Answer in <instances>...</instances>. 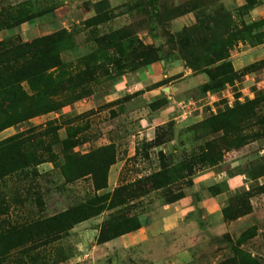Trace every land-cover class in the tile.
I'll use <instances>...</instances> for the list:
<instances>
[{"label": "rangeland", "instance_id": "374dc122", "mask_svg": "<svg viewBox=\"0 0 264 264\" xmlns=\"http://www.w3.org/2000/svg\"><path fill=\"white\" fill-rule=\"evenodd\" d=\"M6 9L11 14L0 27V41L65 33L57 42L62 67L49 70L45 79L20 82L10 93L13 106L6 108L21 105L22 90L32 96L38 115L17 122L16 117L0 130V143L29 139L23 169L0 179V213L8 207L0 214V230L79 206L98 212L55 242L14 250L0 264L21 258L26 264H91L90 251L104 230L126 229L129 218L155 237L168 217L188 209V201L178 202L224 190L220 179L233 175H244L245 185L228 193L214 214L198 207L179 216L173 234L160 239L163 255L147 262L264 264V0H0V12ZM185 14L192 17L189 25L180 24ZM30 15L35 17L23 23ZM182 35L191 40L190 61L209 54L198 45L200 35L204 42H224L235 72L218 75L224 82L215 98L194 116L181 108L187 118L177 125L171 120L174 126L169 121L133 139L139 120L121 112V100L110 96L126 75L146 68L138 65L144 47L156 49L169 70L208 71L185 60L176 45ZM187 97L197 98L198 89ZM217 118L231 121L233 132L217 131ZM110 145L116 161L107 172L99 167L82 176L92 163L79 157ZM95 156L103 161L102 154ZM200 181L220 185L191 192Z\"/></svg>", "mask_w": 264, "mask_h": 264}, {"label": "trees", "instance_id": "16d2710c", "mask_svg": "<svg viewBox=\"0 0 264 264\" xmlns=\"http://www.w3.org/2000/svg\"><path fill=\"white\" fill-rule=\"evenodd\" d=\"M10 14L11 11L7 9L0 12V24L2 25L0 27L8 23V16ZM33 17L35 16L30 15L23 23L31 21ZM63 33L65 32L60 31L48 37L37 38L28 42L16 43L12 40L0 41V105L2 106L0 108V130L14 124L16 117L19 118V120H16L17 122L38 115L32 105V96L28 97L22 90H17L21 105L18 107L16 106L12 110L6 108V106H13L14 99L10 93L14 85L29 78L45 79L46 73L49 70L62 67V61L57 51V42ZM197 39L198 45H205L209 54H203L200 58L194 57L193 61H190L193 55L191 56V54L187 52L191 43L188 37L184 35L179 36L176 45L180 51L183 52L185 60L190 62V64H203L205 67L208 66V71H204V73L208 75L209 82L202 87V90L205 92L208 90L216 91L217 86L223 81L218 82V75L226 76L228 74L227 70L232 73L235 72L232 63L226 61L229 58V54L226 55L224 42L219 44L204 42L201 35ZM157 52L156 49L144 47L140 54L141 62H139L138 65L145 68L155 62L163 60V57L158 56ZM197 69H200L199 66ZM164 102L165 100L162 103ZM216 120L217 122L215 125L217 126V131L226 133L233 132L231 121H223V118H217ZM169 123H172V126H174L173 122L170 121ZM28 140L27 138H22L21 140L16 136L9 142L0 143V179L23 169L24 163L29 159V155L27 154V149L29 147ZM99 153L104 157L101 162H99L97 156H95L96 154L99 155ZM79 159V162H85L86 164L92 163V171H88L82 176L86 174L92 175L99 167L103 168L104 173H106L109 166L113 165L116 161L115 151L111 145L96 150L94 154L79 157ZM137 184H139V182ZM219 185L220 184H215L211 187L218 188ZM223 189L224 190L218 189V191L213 194H219L228 190L225 185ZM7 208L6 206L2 211L3 213L0 214H7ZM83 211L84 215H82ZM97 212L98 210L79 206L33 224L13 226L9 223L4 229L0 230V263L4 262L5 258L14 250L20 249L24 251L28 245L39 248L55 242L60 238L62 233L71 229L74 225L95 216ZM124 222L127 225L126 229L113 231L109 228L108 231H110L111 234H108L107 231L104 230L98 236L97 243L104 244L114 238L140 229L139 224L134 223L129 218H125ZM24 262L25 261L21 258L15 264H26Z\"/></svg>", "mask_w": 264, "mask_h": 264}, {"label": "crops", "instance_id": "0c3cea01", "mask_svg": "<svg viewBox=\"0 0 264 264\" xmlns=\"http://www.w3.org/2000/svg\"><path fill=\"white\" fill-rule=\"evenodd\" d=\"M190 14H185L188 17L186 16L187 18L183 19L180 24H191L193 20L192 17H189ZM180 19L181 18L173 21H180ZM185 20H187V22ZM181 72L182 71L178 69L169 70L166 61L163 59L149 65L143 71L126 75L119 82L117 90L115 91L116 96H110V98L115 97L111 100H121L119 110L123 112L125 109L130 116H136L139 120L138 136L133 135V139L150 135L153 129L163 126L171 120L175 121L177 125L180 122V118H187L184 117V112H182L181 108L185 109L189 118L194 116L193 114L197 109L211 103V99L215 98L217 92L211 90L205 92L202 90V87L209 82V77L206 73H196L186 69H184V73ZM175 75H179V77L173 79ZM193 88L198 89V97L195 99L187 97V92ZM161 100H165V102L156 104ZM207 180L208 179H202L204 182H207ZM220 180H222L225 187H227V191L225 190L219 194H208L204 191L199 199H193V203L190 202V195H187L178 202L177 206L183 203L187 204L188 201V209H183L181 213L177 210L175 215L166 219L164 223L165 229L163 233H161L163 236H160L161 234L159 233L154 237L152 232L150 234L146 229L141 228L137 231L114 238L104 244H98L96 240L90 251L92 256L90 263L162 264V261L159 262L160 259L153 262L147 261L151 260L153 256L158 258L161 254L163 255V251L160 248V246L163 247V244L159 243L160 239H164V242L167 241L166 237L169 236L175 228V220H177L179 216H183V214H186L188 211L197 210L198 207L204 209L208 214H214L222 208L228 193H233L245 185L244 175H233L227 178L225 177L224 179L221 178ZM202 181L192 184L191 188L193 190L190 189L191 192H199L207 185L206 188L208 189L210 185L202 183ZM215 184L220 183L215 182ZM196 189L198 191H196ZM170 224H173V227H169L168 225ZM98 230L99 229L94 230L95 235H97ZM154 247L157 249V252ZM136 249H138L137 254L134 252ZM149 256L152 257L149 258Z\"/></svg>", "mask_w": 264, "mask_h": 264}]
</instances>
